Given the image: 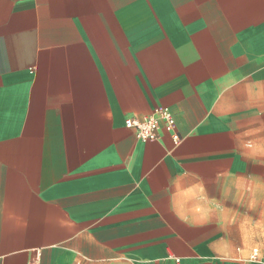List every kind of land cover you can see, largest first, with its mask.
I'll list each match as a JSON object with an SVG mask.
<instances>
[{"label":"crops","instance_id":"obj_1","mask_svg":"<svg viewBox=\"0 0 264 264\" xmlns=\"http://www.w3.org/2000/svg\"><path fill=\"white\" fill-rule=\"evenodd\" d=\"M157 107L178 143L125 126ZM263 235L264 0H0V264H264Z\"/></svg>","mask_w":264,"mask_h":264},{"label":"built area","instance_id":"obj_2","mask_svg":"<svg viewBox=\"0 0 264 264\" xmlns=\"http://www.w3.org/2000/svg\"><path fill=\"white\" fill-rule=\"evenodd\" d=\"M125 126L134 130L136 136L141 141L149 139H159L161 131L172 134L175 142H179L181 136L177 130V123L174 114L167 107H157L153 113L144 116L142 119L128 117ZM260 251L255 248L250 259L258 261Z\"/></svg>","mask_w":264,"mask_h":264},{"label":"rangeland","instance_id":"obj_3","mask_svg":"<svg viewBox=\"0 0 264 264\" xmlns=\"http://www.w3.org/2000/svg\"><path fill=\"white\" fill-rule=\"evenodd\" d=\"M263 222V221H262ZM262 238H264V235H263V237Z\"/></svg>","mask_w":264,"mask_h":264}]
</instances>
